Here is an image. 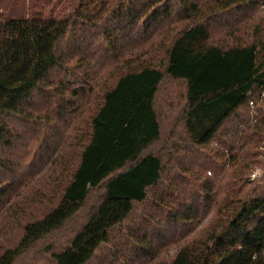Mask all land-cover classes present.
<instances>
[{"label": "trees", "instance_id": "16d2710c", "mask_svg": "<svg viewBox=\"0 0 264 264\" xmlns=\"http://www.w3.org/2000/svg\"><path fill=\"white\" fill-rule=\"evenodd\" d=\"M263 3L0 0V139L46 100L31 158L1 146L0 264L87 203L43 264H264V31L237 35Z\"/></svg>", "mask_w": 264, "mask_h": 264}, {"label": "rangeland", "instance_id": "374dc122", "mask_svg": "<svg viewBox=\"0 0 264 264\" xmlns=\"http://www.w3.org/2000/svg\"><path fill=\"white\" fill-rule=\"evenodd\" d=\"M262 30L264 31V3L259 6L258 11L252 18L247 20L245 25L242 28V31L237 33V35H242V38H250L253 36L254 31ZM224 31H217L216 35L219 38H224ZM228 39V38H226ZM78 50H74L73 52H67L66 58L75 57ZM59 76V69L54 68L51 70L47 78L41 83L42 86L53 83L57 80ZM40 85V86H41ZM41 93L39 89H35L31 92L29 97L21 103L19 110L13 112L6 119V125H4V135L0 139V152L1 146H4L8 139H10V143L13 145V159L14 161H19L21 164L27 162L31 157L30 154L26 153L28 146L32 144H36L37 134L39 131L36 122L32 123V121H28L33 119V117L37 116L36 114L41 111V108L46 104V100L42 99ZM59 103L60 99H56ZM83 99H80L78 102V106H82ZM28 119V120H27ZM28 121V123L26 122ZM2 154H0V157ZM227 168V166H226ZM21 174V177L27 175L26 169ZM219 197V193L217 195ZM89 203H87L88 206ZM87 206L83 208L74 218H72L60 231L56 232L49 240H52L50 243L44 244L36 249L34 252L29 254L24 260H22L19 264H43L45 263L46 258L48 257V252L50 247H57L58 244L63 243L69 235L76 230L82 222L85 220V216L87 213ZM213 204L210 208L212 211ZM210 215L206 216L207 219ZM204 219V220H205ZM204 222V221H203ZM172 249L168 248L166 251L160 253V255L156 258L158 263L154 264H164L165 261L172 254ZM150 264H153L151 262Z\"/></svg>", "mask_w": 264, "mask_h": 264}, {"label": "built area", "instance_id": "2783aa9c", "mask_svg": "<svg viewBox=\"0 0 264 264\" xmlns=\"http://www.w3.org/2000/svg\"><path fill=\"white\" fill-rule=\"evenodd\" d=\"M261 98L263 97V93L260 96ZM252 106V104H250ZM264 151V148H263ZM262 174V172L256 167L254 169L249 170L248 172V176H249V180H253L256 177L260 176Z\"/></svg>", "mask_w": 264, "mask_h": 264}]
</instances>
